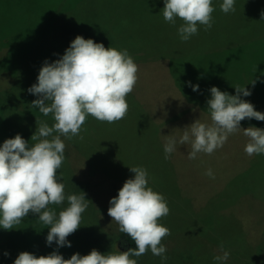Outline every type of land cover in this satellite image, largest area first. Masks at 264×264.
Instances as JSON below:
<instances>
[{"label":"rangeland","instance_id":"1","mask_svg":"<svg viewBox=\"0 0 264 264\" xmlns=\"http://www.w3.org/2000/svg\"><path fill=\"white\" fill-rule=\"evenodd\" d=\"M222 2L223 0H212L214 9L221 12V8H217L216 5ZM41 5H45L44 0H0V29L1 23L15 17L22 18L26 19L27 28L31 31L33 29L35 38H45L48 31L46 22L49 23L50 28L51 26L55 28L58 18L65 17L66 14L56 11L60 13L50 16L53 9L47 6L49 13L47 17H43L44 8H41ZM57 9L66 10L63 7H57ZM227 15L225 14L224 17ZM72 22L78 23L77 21ZM66 33L67 31H64L60 37L62 38V35ZM53 49L57 51L58 47L53 46ZM255 50L235 53L231 50L223 52L218 50L214 54L216 56L212 58L206 57L200 62L190 63L192 71L189 76L182 71V78H184L182 80H197L199 88L208 92L203 94L209 99H211L210 89L213 86L218 87L222 92L235 95V86L244 85L240 81L233 85L231 81L237 76L238 70L245 68L248 71L246 72V80L250 88L248 90L253 93L247 97L242 95L241 98L252 103L256 111L264 113V55H261L264 52L261 48ZM47 58L49 59L50 56ZM48 59L42 60L33 56L29 62L32 65L27 69L34 66L36 71H39ZM54 61H56V56ZM26 66L27 62L21 64L20 68ZM182 66L186 67V64L181 65V70ZM228 68L229 72L234 73H229ZM253 79H257L255 87L250 84ZM29 80L22 89V95H31L34 98L35 95L28 92L34 84V79ZM158 91L159 95L153 96L155 108L149 110L147 96L143 100L145 101L143 105L144 107L147 105L146 110L153 113L150 114L152 124L155 130H159L157 137L159 144L156 146L161 147L162 151H164L165 136L172 135L179 138L183 133L180 129L191 125L196 120L207 122V118L211 121L206 103L202 106L203 111L197 112L198 107L195 106L181 111V116L177 120L179 124H174L175 120L172 122L171 118L168 119L171 113L164 109L168 95L174 96L170 98L177 103L178 93L174 87V80L168 81L166 91H161V89ZM14 94L15 90H12L7 97L11 100ZM16 97L14 98L18 100ZM180 98L179 94V100ZM19 108L22 109L21 106ZM14 121L17 123V119ZM240 127L242 129L248 127L264 129V121L246 118L241 121ZM242 129L231 134L224 146L214 151L213 154L199 153L193 160L188 159L191 151L190 144L177 143L176 151L169 159H165L164 153V156L160 155L157 159L148 151L144 153L147 147L143 150L141 143H137L133 144L134 150L138 151L136 156L132 158L126 156L125 160H122L125 153L109 143L111 139L108 136L105 140L100 135L95 136L85 148V155L78 153L65 137H61L66 147L65 159L60 171L67 173L64 168L69 167L75 171L72 172L73 175H65V179L58 180L65 186V201L60 205L52 204L48 207L58 216L60 211L69 206L67 196L81 195L82 191L86 194V199L91 201L82 214L79 229L67 238L72 246L58 247L55 242L48 246L46 237L50 226L40 222L38 214L29 212L20 224L14 226V229L5 230L0 227V264H14L19 252H29L39 257L58 250L65 259H70L73 254L80 253L83 256L90 254L93 249L105 255L129 250L120 239L122 232L119 231L118 224L108 216V208L110 200L118 196L126 180L134 179L135 173L130 171V167L134 166L147 169L148 177L152 180L151 187L158 186V182L157 184L154 182V177H158L157 175L163 176L168 182L166 184L174 183L175 185H173L174 197L170 196L165 199L170 213L159 220V223L167 227L171 233L162 240V244L167 248V260L162 262L160 257L154 256L149 250L140 257H131L137 261V264H216L213 257L222 255L221 244H223V250L230 253L226 264H264V194H242L239 197L236 196L237 200L232 203L224 202L217 212H207L213 199L217 201L221 197L226 199V193H224L227 188L224 186L226 182L230 181L236 173L245 170L247 164L249 165V162L256 156L249 157L245 153L244 149L249 138L244 136ZM10 138L14 136L3 131L0 124V147L5 140ZM151 147L152 145H149V148ZM244 164L246 167L243 166ZM96 165H98L97 169ZM208 169L214 173V179L205 174ZM164 186L161 184L158 187ZM153 190L158 193L154 187ZM27 237L28 241L25 242ZM120 242H122L121 245ZM12 245L16 253L14 260H10L8 255H5L6 250L8 251L6 248Z\"/></svg>","mask_w":264,"mask_h":264},{"label":"clouds","instance_id":"2","mask_svg":"<svg viewBox=\"0 0 264 264\" xmlns=\"http://www.w3.org/2000/svg\"><path fill=\"white\" fill-rule=\"evenodd\" d=\"M220 8L225 14L234 13L235 0H223ZM214 11L212 0H164L161 10L166 23L175 25L178 18L183 21L178 35L184 42L198 34V25L204 26L205 31L212 28ZM261 16L264 18V12ZM137 73L138 65L127 49L106 48L82 36L71 42L60 59L52 63L45 61L38 83L28 92L39 97L32 102V107L38 108L44 116L52 114L55 123L50 127L37 120V130L31 137L35 143L31 147L20 134L5 140L0 147V227L12 230L31 212L50 226L46 237L48 246L53 242L58 247L72 246L67 238L79 229L82 214L91 201L82 191L81 195L67 196L69 206L58 216L48 207L65 201V186L57 179V171L65 159L66 145L61 136L83 140L80 131L89 115L109 124L125 118L129 108L126 98L134 90ZM257 79L250 82L253 87ZM189 86L199 91L198 84L193 86L189 82ZM235 90L236 94L231 95L216 86L211 87V99L207 101L211 124L198 119L186 126L179 138L165 136V159L176 151L177 143L190 144V160L196 159L199 153L211 155L224 146L231 134L242 129L241 121L246 118L264 121V113L241 98L250 96L251 91L240 85L235 86ZM242 130L249 138L245 153L249 157L264 154V129ZM130 171L135 177L126 180L118 196L110 200L108 216L118 224L120 232L135 242V248L106 255L93 249L87 255L73 254L70 259H65L58 250L39 257L21 252L14 264H137L131 257H140L149 250L162 262L166 261L167 248L162 240L171 233L159 220L170 213V208L165 197L148 186L146 168L134 166ZM205 174L215 178L211 169ZM220 250L222 255H215L213 259L216 264H226L230 253L223 250V244Z\"/></svg>","mask_w":264,"mask_h":264},{"label":"trees","instance_id":"3","mask_svg":"<svg viewBox=\"0 0 264 264\" xmlns=\"http://www.w3.org/2000/svg\"><path fill=\"white\" fill-rule=\"evenodd\" d=\"M44 1L45 5H41V8H44L43 17H47L49 6L53 9L50 16L58 13L56 11L66 14L65 17H61V15V18H58L55 28L53 26L50 28L49 23L44 20L48 26L45 38H35L33 29L29 30L26 19L22 18L15 17L1 23L0 29L1 129L12 134L14 138L20 134L29 142L30 147L35 143V141H31V137L37 130V120L47 123L50 127L55 123L52 114L44 116L38 108L32 107V102L39 97L35 95L32 98L31 95H22V89L30 81L29 79H34V84L38 83L40 70L37 72L34 66L27 69L32 65L29 63L30 58L37 56L39 59L45 60L50 56L46 61L52 63L55 56L57 60L64 55L77 36L93 39L96 43H102L106 48L112 47L120 51L127 49L129 55L138 65L137 83L133 92L126 98L129 105L126 117L116 123L109 124L100 122L89 115L80 131L83 140L79 137L66 138L71 147L85 155V148L95 136L100 135L104 140L108 136L111 139L109 143L114 144L122 149V153H125L122 160H125L126 156H130V158L136 156L138 151L134 150L133 144L137 143H141L143 150L147 147V150L143 151L144 153L148 151L157 159L160 155L164 156L161 147L156 146L159 144V140H157L159 130H155L152 124L150 116L153 113L146 110L147 105L145 107L143 105L146 96L149 110L155 108L154 97L159 95L158 90L166 91L168 81L174 80V87L178 93L177 103L173 101V98H170L174 96L168 95L164 109L171 113L168 119L171 118L172 122L175 120L174 124H179L177 120L181 116V111L193 106L198 107L197 112L203 111L202 106L209 99L203 94L208 93L207 91L200 88L199 91H193V88L189 86V82L193 86L197 85V80H182L184 79L182 71L185 72V75L187 74L186 76H189L192 71L190 63L200 62L206 57L212 58L216 56L214 54L218 50L222 52L231 50L235 53L261 48L264 52V18L261 16V13L264 12V0H235L236 11L228 13L227 17H224L225 13L215 9L212 13V28L205 31L204 26L198 25V34L192 36L187 42L182 41L178 35V28L183 21L178 18L175 25L164 21L161 12L164 0ZM221 4L217 3L216 7L220 8ZM57 7H63L68 12L57 9ZM69 9L71 10L69 11ZM64 31L67 33L63 34L61 38ZM53 46H57L58 50L55 51ZM60 48L62 50L59 51ZM26 62L27 66L20 68L21 64ZM182 64H186V67L182 66L181 70ZM227 71L229 72V68ZM246 72L248 71L245 68L238 70L239 79L235 75L231 84L236 85L240 81L242 85L250 89L246 80ZM12 90H15L14 97L17 96L18 100L14 97L10 100V97H7ZM179 94L181 95L180 100ZM15 119H17V123L14 121ZM206 121L202 123L211 122L207 118ZM163 122L162 125H164ZM157 127L159 128V125ZM26 129L28 130L25 131ZM56 134L54 133V135ZM149 145L152 147L149 148ZM94 159L96 160V158ZM243 166L246 167V164ZM97 167L98 165H96V169ZM64 169L67 173L58 169V180L65 179V175H73L72 172L75 171L72 167ZM157 176L154 177V182L156 184L158 182V186L168 183L163 176ZM148 180L150 185L152 180L149 177ZM173 185L174 183L166 184L164 187H151V185L150 187L152 189L154 187L166 199L170 196L174 197L173 188L175 185ZM224 186L227 187H224V189L226 188L224 192L226 199L222 197L219 201L213 199L207 212H217L224 202L232 203L242 194H264V154L254 156L249 165L247 164V168L233 175L232 179L227 181ZM236 196L238 197L236 198ZM120 239L126 244L124 246L127 249L135 248V242L127 234L122 233ZM24 241L27 242L28 237ZM6 249L10 253L6 250L8 258L14 260L16 253L13 245Z\"/></svg>","mask_w":264,"mask_h":264},{"label":"flooded vegetation","instance_id":"4","mask_svg":"<svg viewBox=\"0 0 264 264\" xmlns=\"http://www.w3.org/2000/svg\"><path fill=\"white\" fill-rule=\"evenodd\" d=\"M122 242H120V245H121Z\"/></svg>","mask_w":264,"mask_h":264}]
</instances>
